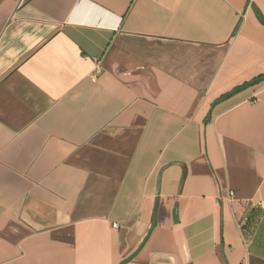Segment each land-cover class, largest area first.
I'll list each match as a JSON object with an SVG mask.
<instances>
[{
  "label": "crops",
  "instance_id": "crops-1",
  "mask_svg": "<svg viewBox=\"0 0 264 264\" xmlns=\"http://www.w3.org/2000/svg\"><path fill=\"white\" fill-rule=\"evenodd\" d=\"M263 201L264 0H0V264H264Z\"/></svg>",
  "mask_w": 264,
  "mask_h": 264
},
{
  "label": "built area",
  "instance_id": "built-area-1",
  "mask_svg": "<svg viewBox=\"0 0 264 264\" xmlns=\"http://www.w3.org/2000/svg\"><path fill=\"white\" fill-rule=\"evenodd\" d=\"M95 72H97V73L100 72V62H97V63H96V66H95ZM228 195H229L228 198L231 200L232 197H233V193H232V192H229ZM261 206L264 207V201L262 202Z\"/></svg>",
  "mask_w": 264,
  "mask_h": 264
}]
</instances>
